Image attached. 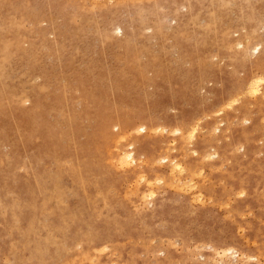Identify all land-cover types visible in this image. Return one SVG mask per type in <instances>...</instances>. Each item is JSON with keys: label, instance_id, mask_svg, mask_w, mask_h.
Listing matches in <instances>:
<instances>
[{"label": "rangeland", "instance_id": "rangeland-1", "mask_svg": "<svg viewBox=\"0 0 264 264\" xmlns=\"http://www.w3.org/2000/svg\"><path fill=\"white\" fill-rule=\"evenodd\" d=\"M241 262L264 264V0H0V264Z\"/></svg>", "mask_w": 264, "mask_h": 264}, {"label": "bare ground", "instance_id": "bare-ground-1", "mask_svg": "<svg viewBox=\"0 0 264 264\" xmlns=\"http://www.w3.org/2000/svg\"><path fill=\"white\" fill-rule=\"evenodd\" d=\"M252 49H253V48H252ZM256 49H257V48H256ZM255 52H256V51H255ZM255 52H254V53H255ZM249 81H251V80H249ZM245 86H248V85H245ZM247 89H248V88H247ZM249 89H250L251 92H255V91H257V86H255V85H251V86L249 87ZM227 104H229V103H227ZM229 105H230V104H229ZM215 128H216V127H215ZM142 129H143V128H141V130H142ZM192 129H193V128H191V129L189 130V132H190ZM216 129H217V128H216ZM141 130H140V131H141ZM175 130H176V129H175ZM195 130H196V129H195ZM192 131H193V130H192ZM192 131H191V132H192ZM215 131H217V130H215ZM173 132H174V131H173ZM176 132H178V131H176ZM191 132H190V133H191ZM193 132H194V131H193ZM190 133L188 134V132H187V135H190ZM192 136H193V133H192V135H191L190 137H192ZM188 137H189V136H188ZM190 137H189V138H190ZM193 152H194V151H193ZM210 155H211V154H210ZM208 157H209V156H208ZM123 158H126V159H128V160H130V161L133 160V158H132V151L126 152V153L124 154V157H123ZM160 160H162V159H160ZM163 161H164V160H163ZM128 162H129V161H128ZM170 163H171V162H170ZM179 166H180V165L174 164V165H173V168H172V167H170V168L173 169V170H179V171H181ZM169 171L172 172L171 170H169ZM178 173H179V172H178ZM192 188H193V187H192ZM228 249H229V248H228ZM228 249H227V250H228ZM228 251H229V250H228ZM222 252L224 253V250H223ZM226 252H227V251H225V253H226ZM229 252H230V251H229ZM231 252H232V251H231ZM225 253H224V254H225ZM227 253H228V252H227ZM227 253H226V254H227ZM224 254H222V255H224ZM226 254H225V256H226ZM229 254H230V255H233V253H229ZM227 255H228V254H227ZM230 255H229V256H230ZM226 258H228V257L226 256ZM223 259H224V258H223ZM250 259H251V258H250ZM250 259H248V260H250ZM252 259H253V258H252ZM244 260H246V259H244ZM221 263H223V262H221ZM241 264H242V262H241Z\"/></svg>", "mask_w": 264, "mask_h": 264}]
</instances>
